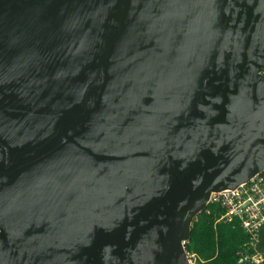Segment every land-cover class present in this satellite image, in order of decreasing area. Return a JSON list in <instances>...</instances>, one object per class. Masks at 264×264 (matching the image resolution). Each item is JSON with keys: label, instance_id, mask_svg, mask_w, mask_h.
<instances>
[{"label": "water", "instance_id": "95a60500", "mask_svg": "<svg viewBox=\"0 0 264 264\" xmlns=\"http://www.w3.org/2000/svg\"><path fill=\"white\" fill-rule=\"evenodd\" d=\"M263 69L264 0H0V264H193Z\"/></svg>", "mask_w": 264, "mask_h": 264}, {"label": "trees", "instance_id": "16d2710c", "mask_svg": "<svg viewBox=\"0 0 264 264\" xmlns=\"http://www.w3.org/2000/svg\"><path fill=\"white\" fill-rule=\"evenodd\" d=\"M223 213L219 202L210 201L194 219L191 235L185 241L186 250L193 254V264H248L239 262L242 249L247 248L249 253L264 249V224L252 246L249 245L250 234L238 218L224 220L221 219ZM257 264H264V259Z\"/></svg>", "mask_w": 264, "mask_h": 264}, {"label": "built area", "instance_id": "2783aa9c", "mask_svg": "<svg viewBox=\"0 0 264 264\" xmlns=\"http://www.w3.org/2000/svg\"><path fill=\"white\" fill-rule=\"evenodd\" d=\"M264 72V71H263ZM210 201H217L224 208L221 219L238 218L241 226L250 234L249 245L258 240L260 227L264 224V172L260 171L247 181L233 188H225L211 193ZM189 253V252H188ZM193 254H188L192 261ZM264 259V249L249 253L241 250L239 262L257 264ZM193 263V261H192Z\"/></svg>", "mask_w": 264, "mask_h": 264}]
</instances>
